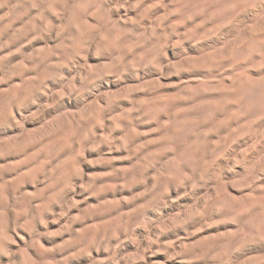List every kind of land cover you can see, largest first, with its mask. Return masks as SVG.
<instances>
[{"label": "rangeland", "instance_id": "1", "mask_svg": "<svg viewBox=\"0 0 264 264\" xmlns=\"http://www.w3.org/2000/svg\"><path fill=\"white\" fill-rule=\"evenodd\" d=\"M0 264H264V0H0Z\"/></svg>", "mask_w": 264, "mask_h": 264}]
</instances>
